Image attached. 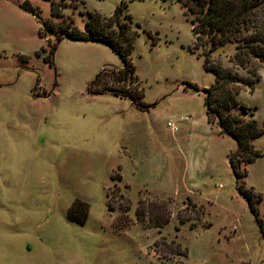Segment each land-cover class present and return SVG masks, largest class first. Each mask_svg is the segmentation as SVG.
<instances>
[{
    "label": "rangeland",
    "instance_id": "rangeland-1",
    "mask_svg": "<svg viewBox=\"0 0 264 264\" xmlns=\"http://www.w3.org/2000/svg\"><path fill=\"white\" fill-rule=\"evenodd\" d=\"M122 1L0 0V264H264V136L261 157L237 158V179L238 143L189 86L216 83L207 58L233 70L253 84L228 85L237 104L224 113L264 129V66H239L233 45L194 50L176 0H126L143 104L157 105L92 94L122 59L99 42L58 40L89 36L93 17L118 34L110 19ZM101 84L125 87L111 75ZM78 200L90 206L85 225L67 217Z\"/></svg>",
    "mask_w": 264,
    "mask_h": 264
},
{
    "label": "trees",
    "instance_id": "trees-1",
    "mask_svg": "<svg viewBox=\"0 0 264 264\" xmlns=\"http://www.w3.org/2000/svg\"><path fill=\"white\" fill-rule=\"evenodd\" d=\"M176 1L184 7L185 15L192 25V32L196 39L194 50L199 46H204L208 48L209 53H214L221 47L233 45L236 49L234 59L239 66L245 69L251 65H254V68L256 65L264 66V0ZM126 4L127 1L123 0L110 19L117 24L118 34L115 31L105 34L98 22L94 24L96 17H93L86 23V32L89 33V36L73 35L66 32L61 35L58 41L66 38L79 42H99L109 46L122 59L123 68L103 70L93 82V86L97 89H92L91 93L95 95L111 93L117 97L130 98L133 104H137L142 110H148L157 104H143V90L136 74V67L130 58L137 33L132 32L131 26L123 22ZM125 18L131 20L129 14ZM56 48L57 46L54 47L52 53ZM206 69L215 74L216 83L212 87L202 90L193 84L189 86L195 92L204 93L209 121L215 123V118L222 132L234 138L238 143V151L230 157V163L237 179H241L245 175L241 172V163L237 161V158L246 156V162L251 164L256 158L263 155L254 147V141L264 136V129L259 126L256 119L246 120L239 115L225 114L224 112L237 104V100L234 99L235 93L228 85L242 83L251 86L253 83L222 65L213 66L209 63L208 58ZM107 75H111L119 85L125 86L124 89L109 86L100 87ZM127 86L130 88L126 89ZM223 93L228 94L229 99L225 101L219 99L220 94ZM223 101L224 103H222ZM244 108L247 113L248 107ZM242 194L247 197L249 205L253 209V200L245 193ZM89 212V204L78 200L68 210L67 217L72 222L85 225Z\"/></svg>",
    "mask_w": 264,
    "mask_h": 264
},
{
    "label": "built area",
    "instance_id": "built-area-1",
    "mask_svg": "<svg viewBox=\"0 0 264 264\" xmlns=\"http://www.w3.org/2000/svg\"><path fill=\"white\" fill-rule=\"evenodd\" d=\"M183 121H188V118L183 119ZM168 127L170 128V130L174 133L179 131V126L176 123L173 122H169L168 123Z\"/></svg>",
    "mask_w": 264,
    "mask_h": 264
}]
</instances>
